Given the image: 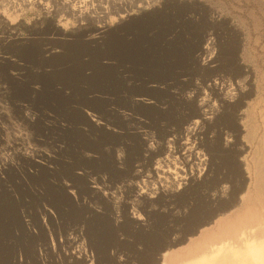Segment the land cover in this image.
<instances>
[{"label":"rangeland","instance_id":"rangeland-1","mask_svg":"<svg viewBox=\"0 0 264 264\" xmlns=\"http://www.w3.org/2000/svg\"><path fill=\"white\" fill-rule=\"evenodd\" d=\"M30 2L0 0V264L152 263L202 168L247 171L217 237L264 244V0Z\"/></svg>","mask_w":264,"mask_h":264},{"label":"crops","instance_id":"crops-1","mask_svg":"<svg viewBox=\"0 0 264 264\" xmlns=\"http://www.w3.org/2000/svg\"><path fill=\"white\" fill-rule=\"evenodd\" d=\"M238 172L239 175L245 176L247 171L240 168ZM200 173L203 174L202 178L200 174L196 178L197 172L195 176L193 175L194 177H190L183 184L180 190L166 195L168 198L163 203L177 204L175 207L167 208V211H162L164 217L161 220L162 224H158V227H161L165 234L153 252L154 260L149 264H155V259L158 260V264H161L164 256L168 257L166 263H169V258L176 252L194 251L197 242L199 240L202 242L204 234L216 233L217 236L219 227L224 223L233 222L236 219L241 222L236 227L234 236L242 230L246 231L243 225L249 226L252 223L248 218H245L243 222L241 215L239 216L241 211L239 207L246 197L245 186H240L239 183V175L235 179L226 181L222 179L225 174L224 170L215 172L202 168ZM235 186L238 189H235ZM191 190H193L192 193L189 192ZM169 196L173 198L169 199ZM197 208H199L200 215H198ZM148 218L145 223L144 221L140 223L143 233H146L147 226L150 227L155 223ZM251 229L255 230V227L250 226L249 231Z\"/></svg>","mask_w":264,"mask_h":264},{"label":"bare ground","instance_id":"bare-ground-1","mask_svg":"<svg viewBox=\"0 0 264 264\" xmlns=\"http://www.w3.org/2000/svg\"><path fill=\"white\" fill-rule=\"evenodd\" d=\"M30 1L31 0H24V3L26 4ZM60 1L63 7H65L69 13L77 14L81 12V5L77 4L78 2H81V0ZM105 1L108 2L109 0ZM43 5L44 4H41L40 7L42 8ZM239 225L240 221L237 219L236 221L232 222L231 229L235 230ZM224 232L225 228L221 225V228L219 227L218 233L223 235ZM203 236L204 238H202V242L200 240L197 242L194 251L177 253L172 257V259L174 261H178V263L171 264H264L262 255L264 244L262 242L257 243L254 242V240L249 241L245 250H243L234 244L222 241L223 238L217 237L216 233L212 234L207 232ZM84 247V242L81 240V255H85L86 258V249H84Z\"/></svg>","mask_w":264,"mask_h":264},{"label":"flooded vegetation","instance_id":"flooded-vegetation-1","mask_svg":"<svg viewBox=\"0 0 264 264\" xmlns=\"http://www.w3.org/2000/svg\"><path fill=\"white\" fill-rule=\"evenodd\" d=\"M139 223V222H138ZM131 229V225L129 226ZM89 255V256H88ZM89 257V258H88ZM92 253L91 252H88L87 249H86V258H85V255H83V257H81V259H83V261L87 264H91V258H92ZM88 258V259H87Z\"/></svg>","mask_w":264,"mask_h":264}]
</instances>
